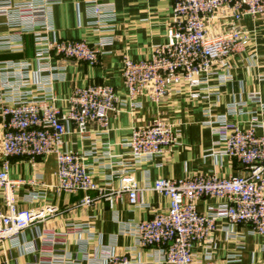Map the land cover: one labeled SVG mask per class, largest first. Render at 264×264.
I'll return each mask as SVG.
<instances>
[{"label": "crops", "instance_id": "crops-1", "mask_svg": "<svg viewBox=\"0 0 264 264\" xmlns=\"http://www.w3.org/2000/svg\"><path fill=\"white\" fill-rule=\"evenodd\" d=\"M91 4L104 8L105 19L99 22L105 26L102 30L93 23L96 16ZM171 7L172 0H60L44 14L43 18L50 21L59 39L105 43V52L95 65L59 58H53L50 64L62 73V80L53 83L56 105L61 111L67 109V98L73 88L88 84H108L122 99L117 111L108 114L106 133L99 132L91 123L82 136L68 123V131L62 137V150L77 152L83 157L91 180L100 190L104 194L113 191L118 194L111 203L101 197L92 206H80L82 192L56 193L50 189L56 182L54 155L37 158L33 164L23 157H11L10 179L39 180L33 185L23 183L13 188L17 208L42 207L43 216L22 231L19 246L13 248L7 242L0 243V264H105L109 254L127 256L140 264H163L159 247H140L129 232V225L150 218L169 205L167 197L149 187L153 180L192 174L215 173L220 177L247 174L243 165L223 154L224 142L215 120L227 115L229 123L241 128L252 123L264 126L261 107L264 103V14L245 15L235 23L221 18L222 13H219L208 22V29L214 32L225 24L241 26L249 31L250 39L242 50L225 60L224 66L216 65L215 74L210 76L207 85L190 90L169 87L158 103L150 101L146 95L129 100L121 78L122 58L126 55L133 60L146 59L154 46L167 41ZM108 11L112 13L110 17ZM25 17L27 13L23 14V22L28 23ZM15 18V13L0 14V39L13 35V27L18 24ZM19 40L20 49L0 48V67L9 61L26 60L31 63L30 69L35 70L32 34L24 33ZM222 76H227L223 82ZM193 93L197 96H192ZM252 95L259 102L252 100ZM232 104H237L238 113L230 112ZM207 109L210 119L204 113ZM156 118L178 129L175 145L162 154L134 161L125 145L131 128ZM207 120L214 122L208 125ZM257 132H261L260 127ZM2 134L0 118V140ZM121 176L130 177L135 183L140 205L130 204L128 192L122 189L125 183ZM31 192L45 194L43 198L32 199L28 195ZM98 192H91V196H97ZM219 203L221 200L202 198L197 202V209L205 212ZM3 204L4 193L0 189V210ZM47 206L54 211L47 212ZM206 250H210L216 264H264V235L250 232L247 225H230L218 219L216 230L206 240L191 246L196 260H201Z\"/></svg>", "mask_w": 264, "mask_h": 264}, {"label": "built area", "instance_id": "built-area-1", "mask_svg": "<svg viewBox=\"0 0 264 264\" xmlns=\"http://www.w3.org/2000/svg\"><path fill=\"white\" fill-rule=\"evenodd\" d=\"M59 2L0 0V14L11 16L15 13V21L18 22L11 37L0 39V48L20 49V36L31 33L37 66L31 70V63L24 60L9 61L0 67L3 128L0 189L4 193V208L0 210V243L7 242L13 248L19 246L22 231L41 220L43 208H17L13 188L23 183L33 185L39 180L10 179L11 157H23L33 164L37 158L54 155L56 182L50 189L56 193L82 192L83 197L78 202L80 206H92L101 197L111 203L118 194L114 191L104 194L91 180L83 157L77 152L62 150V137L68 131V123H72L74 130L82 136L91 123L99 132L106 133L108 114L117 111L122 99L114 87L98 83L73 88L65 111L56 105L53 83L62 80V73L50 64L51 60L59 58L95 65L105 52L103 42L65 40L54 35L50 21L43 16ZM90 7L96 16L94 25L104 29L105 26L99 24L101 19H105L104 8L98 4ZM171 8L172 18L166 28L167 41L154 46L146 59L133 60L126 55L122 58L121 78L129 100L146 95L150 101L158 103L169 87L190 90L207 85L210 76L215 74L216 65L222 67L225 60L242 50L250 39L249 31L241 26L225 24L214 32L208 29V22L219 13H222L221 18L235 23L245 15L259 16L264 14V0H172ZM25 13L28 14L25 17L28 23L23 22ZM107 13L108 17L112 15L109 11ZM226 77L222 76V82ZM191 95L197 96L196 93ZM251 99L259 102L255 95ZM261 105L264 111V103ZM237 107V104H232L230 112L238 113ZM204 113L210 119L209 109ZM226 116L215 120L224 142L223 154L243 165L247 174L228 177L215 173L192 174L177 179L159 177L149 187L168 198V207L129 225V232L138 246L160 248L163 264H216L210 250L204 252L201 260L194 259L191 246L206 240L216 230L218 219H224L230 225H247L250 232L264 235V126L252 123L241 128L229 123ZM213 122L207 120L208 125ZM258 127L260 133L257 132ZM178 137L179 131L173 124L156 118L145 125L133 126L125 145L129 148L130 157L140 161L167 152ZM121 180L125 183L122 189L128 192L130 204L138 205L135 183L130 177H122ZM94 191H99V194L93 197L91 192ZM44 194L31 192L28 195L38 199ZM202 198L218 199L221 203L200 212L197 202ZM45 209L49 213L54 211L49 206ZM105 264L140 263L127 256L109 254Z\"/></svg>", "mask_w": 264, "mask_h": 264}]
</instances>
